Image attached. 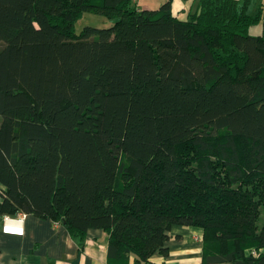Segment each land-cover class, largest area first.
<instances>
[{
    "label": "trees",
    "instance_id": "1",
    "mask_svg": "<svg viewBox=\"0 0 264 264\" xmlns=\"http://www.w3.org/2000/svg\"><path fill=\"white\" fill-rule=\"evenodd\" d=\"M0 43V217L100 229L109 264L174 225L204 263L264 264V0H0Z\"/></svg>",
    "mask_w": 264,
    "mask_h": 264
},
{
    "label": "crops",
    "instance_id": "2",
    "mask_svg": "<svg viewBox=\"0 0 264 264\" xmlns=\"http://www.w3.org/2000/svg\"><path fill=\"white\" fill-rule=\"evenodd\" d=\"M18 216L0 217V264H109L108 236L102 230L89 229L81 244L62 223L31 213L21 222ZM5 225L22 227L23 232H5ZM203 232L200 227L174 225L168 253L153 255L149 264H207L202 261ZM129 264L139 263L131 256Z\"/></svg>",
    "mask_w": 264,
    "mask_h": 264
},
{
    "label": "rangeland",
    "instance_id": "3",
    "mask_svg": "<svg viewBox=\"0 0 264 264\" xmlns=\"http://www.w3.org/2000/svg\"><path fill=\"white\" fill-rule=\"evenodd\" d=\"M169 0H134L135 5L143 7V8H150V9H157L163 3ZM171 7L172 11L175 15L179 16L182 19H186L189 17V14L192 12L194 13L197 9V0H171ZM251 11H254V8H251ZM113 24V21L107 19L106 17L94 13L87 12L84 16L77 22L76 28L77 32L80 33L86 26H110ZM263 25L262 22L255 24L250 28V33L252 35H258L262 32ZM0 43V47H1ZM119 152V151H118ZM264 215H262L260 220V226L263 223Z\"/></svg>",
    "mask_w": 264,
    "mask_h": 264
},
{
    "label": "built area",
    "instance_id": "4",
    "mask_svg": "<svg viewBox=\"0 0 264 264\" xmlns=\"http://www.w3.org/2000/svg\"><path fill=\"white\" fill-rule=\"evenodd\" d=\"M19 214V216L16 218V220L18 221H23L24 220V216H25V212H19L17 213ZM6 219H9L10 218V215H6L5 216ZM3 230L5 232H16V233H22L23 232V228H19V227H15L14 229H10V226H4Z\"/></svg>",
    "mask_w": 264,
    "mask_h": 264
},
{
    "label": "bare ground",
    "instance_id": "5",
    "mask_svg": "<svg viewBox=\"0 0 264 264\" xmlns=\"http://www.w3.org/2000/svg\"><path fill=\"white\" fill-rule=\"evenodd\" d=\"M10 229H14V228H10Z\"/></svg>",
    "mask_w": 264,
    "mask_h": 264
}]
</instances>
